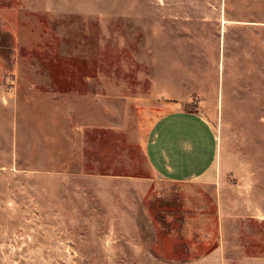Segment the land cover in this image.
Here are the masks:
<instances>
[{
  "label": "rangeland",
  "instance_id": "obj_1",
  "mask_svg": "<svg viewBox=\"0 0 264 264\" xmlns=\"http://www.w3.org/2000/svg\"><path fill=\"white\" fill-rule=\"evenodd\" d=\"M174 109L214 183L149 165ZM0 264H264V0H0Z\"/></svg>",
  "mask_w": 264,
  "mask_h": 264
},
{
  "label": "crops",
  "instance_id": "obj_2",
  "mask_svg": "<svg viewBox=\"0 0 264 264\" xmlns=\"http://www.w3.org/2000/svg\"><path fill=\"white\" fill-rule=\"evenodd\" d=\"M145 155L154 173L168 181L208 184L218 177L217 136L199 112L174 109L159 116Z\"/></svg>",
  "mask_w": 264,
  "mask_h": 264
}]
</instances>
